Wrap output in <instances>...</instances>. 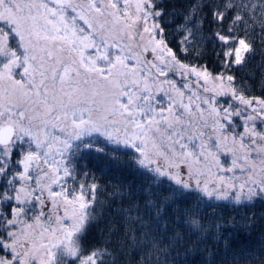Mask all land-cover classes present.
Segmentation results:
<instances>
[{"label":"snow or ice","instance_id":"obj_1","mask_svg":"<svg viewBox=\"0 0 264 264\" xmlns=\"http://www.w3.org/2000/svg\"><path fill=\"white\" fill-rule=\"evenodd\" d=\"M169 24L220 70L185 63ZM258 57L264 0H0V264H218L206 217L264 202ZM91 156L127 157L135 182L100 185Z\"/></svg>","mask_w":264,"mask_h":264},{"label":"trees","instance_id":"obj_2","mask_svg":"<svg viewBox=\"0 0 264 264\" xmlns=\"http://www.w3.org/2000/svg\"><path fill=\"white\" fill-rule=\"evenodd\" d=\"M188 2L189 0H166V8L171 11L173 6H175L176 9L182 10L187 6ZM178 20L179 18H177V21ZM175 27V24H169L167 26V31L170 33L168 39L171 43V47H173L185 63L206 64L209 70L213 72L220 70L211 43L207 44L203 49V55L199 60H194L191 56H185L181 53L179 45L181 37L175 33ZM208 27L213 26L206 24V29ZM206 35H210V32L206 31ZM262 60H264V57H258L249 65L251 72L255 75L254 80L248 81L249 84L253 86L252 92L250 93L251 95L260 96L262 94V89L259 83L261 80V69L259 66ZM242 75L245 74L237 73L238 77ZM126 160L127 157H123L119 164H115L108 159L91 156L85 158L81 163L95 175L96 180L100 185H103L110 190L112 185L135 182L133 172L129 168L124 167V162ZM101 198L103 199V197ZM215 203L220 205L226 204V202ZM113 207H115V205H113ZM105 215H108V213H105ZM242 215L249 217V219L245 222L242 219ZM214 217L222 224L221 233L231 245V250L228 251L227 256H225L223 251L225 247L224 242L222 241L220 243L219 248L221 251L217 256L218 264H228L232 258L233 252H239L241 249L251 252L254 256L257 254L264 255V202H257L253 207L244 208L241 211H235L231 206H221L215 213L207 216L206 219L211 220ZM245 223H247V227L244 226ZM104 227L105 222L102 220L99 224V228L93 232L96 241L102 239L99 229H103ZM173 255H175V253H173ZM135 258V256H132L129 259ZM118 259L121 261V264H123L125 257H119ZM239 264H248V261L242 257ZM251 264H256V261H251Z\"/></svg>","mask_w":264,"mask_h":264}]
</instances>
